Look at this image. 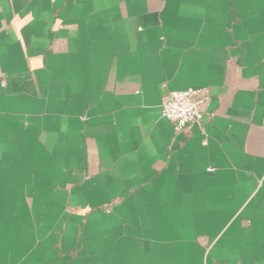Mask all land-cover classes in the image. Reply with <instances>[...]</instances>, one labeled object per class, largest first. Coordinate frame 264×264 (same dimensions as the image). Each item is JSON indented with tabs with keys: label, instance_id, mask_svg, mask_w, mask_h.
<instances>
[{
	"label": "crops",
	"instance_id": "crops-1",
	"mask_svg": "<svg viewBox=\"0 0 264 264\" xmlns=\"http://www.w3.org/2000/svg\"><path fill=\"white\" fill-rule=\"evenodd\" d=\"M0 264H264V0H0Z\"/></svg>",
	"mask_w": 264,
	"mask_h": 264
},
{
	"label": "built area",
	"instance_id": "built-area-1",
	"mask_svg": "<svg viewBox=\"0 0 264 264\" xmlns=\"http://www.w3.org/2000/svg\"><path fill=\"white\" fill-rule=\"evenodd\" d=\"M198 95L199 91L195 88L173 91L166 95L162 105V116L172 122L178 132L201 121L199 107L204 99H199ZM209 171L213 172L215 169L210 168Z\"/></svg>",
	"mask_w": 264,
	"mask_h": 264
}]
</instances>
